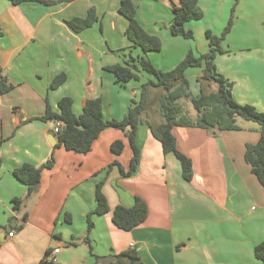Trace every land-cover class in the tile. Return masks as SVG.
Returning <instances> with one entry per match:
<instances>
[{"label": "crops", "instance_id": "obj_1", "mask_svg": "<svg viewBox=\"0 0 264 264\" xmlns=\"http://www.w3.org/2000/svg\"><path fill=\"white\" fill-rule=\"evenodd\" d=\"M121 1L69 0L48 6L0 0V139L4 141L0 234L5 239L0 264H112V256L132 250L143 264H262L254 250L264 241V188L245 160L246 146L260 139V126L239 120V130L218 135L203 128H173L177 149L193 164L190 182L184 180L176 156L164 154L149 126L140 125L138 170L124 177L118 166L112 168L103 186L110 211L93 216L92 252L82 242L87 216L96 207V185L114 161L129 169L130 142L125 132L107 129L90 152L69 151L56 147L51 123L38 118L48 104L58 112L59 101L70 97L76 116L87 100L101 98L105 119L121 120L132 100H140L142 85L131 84L142 81L146 73L140 74V81L121 85L105 70L124 64L129 55L146 56L126 36L128 20L119 13ZM131 1L140 24L162 40V51L166 46L172 51L169 63L156 67L171 71L194 49L170 31L173 5L179 0ZM198 1L204 16L188 22L186 29L203 37L204 43L199 53L192 51L197 56L209 51L206 32L220 36L235 6L232 31L222 43L225 53L218 54L215 64L218 73L233 83L238 103L264 112V0ZM90 9L96 11L98 22L74 32L67 22L87 17ZM197 71L196 80L202 75L201 69ZM62 73L67 81L52 89ZM160 94L152 89L151 102L159 101ZM117 140L125 145L120 155L111 150ZM52 154L55 165L42 171L37 194L15 211L13 200L26 198L27 187L13 171L24 164L40 167ZM136 197L146 202L148 217L124 231L113 223V211L117 206L132 207ZM20 224H24L21 230L14 229ZM73 242L77 245L67 247ZM56 249L60 250L56 262L46 261Z\"/></svg>", "mask_w": 264, "mask_h": 264}, {"label": "trees", "instance_id": "obj_2", "mask_svg": "<svg viewBox=\"0 0 264 264\" xmlns=\"http://www.w3.org/2000/svg\"><path fill=\"white\" fill-rule=\"evenodd\" d=\"M69 0H11L15 5L24 2H39L44 5H55L56 3ZM234 11L220 36L214 35L211 31L206 32L209 44V51L197 56L193 51L171 71L158 69L146 56L133 57L129 55L124 64L106 66L105 70L111 72L121 85L131 81H140L141 73L153 77L141 86V97L139 101L132 100V104L125 117L121 120H107L103 114V101L101 98L87 100L83 112L76 116L73 111V99L64 97L59 101L58 112L53 111L48 104L45 114L38 118L43 122L60 124L59 132L52 133L57 140L56 147H64L69 151L88 153L100 134L107 129H118L125 132L128 138L133 156L130 167L125 170L118 161L111 163L104 171L105 177L95 188L96 207L87 216V235L83 239L89 251L92 252L90 234L94 228L93 216H103L110 211L106 195L103 193V186L114 166H118L124 177L132 176L140 165L141 149L137 144L138 128L143 123L142 117L148 114L150 108V91L156 89L161 91L159 95V113L162 122L152 124L146 120L152 135L161 143L164 154H174L180 161L182 174L185 181L193 179V164L190 158L177 149L176 138L173 128L177 126L203 128L213 135L228 130H239L238 120L256 123L260 126V139L256 144L246 146L245 160L251 166L252 173L258 178L264 188V112L256 109L250 104L238 103L232 94L233 83L218 73L215 64L216 56L225 53L222 43L231 33L234 25ZM119 13L128 20L126 36L134 47L142 50L144 55L150 52H160L163 48L162 40L155 35L149 34L137 19V8L131 0H122ZM204 16L198 0H179L178 5H173V18L170 31L173 36H181L185 39H194V32L186 29L190 21L201 20ZM98 22L94 9H90L87 17L74 18L67 22L68 26L76 33L92 27ZM202 70V75L197 78L201 84L200 94L194 96L187 72L190 69ZM67 81V75L62 73L55 77L51 87L56 89ZM215 82L218 85L216 91L205 92L202 84ZM191 100L196 115L190 117L179 103L181 100ZM3 140L0 139V169L2 167L1 148ZM124 142L117 140L112 143L111 150L116 155L124 152ZM55 165L54 155L40 167L24 164L13 171L14 177L26 185V198H15L13 200L14 210L18 211L25 200L37 194L44 169H52ZM148 217V206L146 202L136 197L134 205L130 208L117 206L113 211V223L124 231H131L141 225ZM28 214H25L23 221H27ZM24 224L14 227L17 231L23 228ZM76 242L68 244L67 247L76 246ZM2 243L0 242V247ZM255 257L264 264V241L258 244L254 250ZM50 254H47L46 261L49 262ZM112 264H143L137 251L132 250L111 257Z\"/></svg>", "mask_w": 264, "mask_h": 264}, {"label": "rangeland", "instance_id": "obj_3", "mask_svg": "<svg viewBox=\"0 0 264 264\" xmlns=\"http://www.w3.org/2000/svg\"><path fill=\"white\" fill-rule=\"evenodd\" d=\"M232 14V12H231ZM234 16H235V11H234ZM231 17V16H230ZM230 19V18H229ZM234 20H235V17H234ZM183 38V37H182ZM181 40H184V42H186L187 44H190V46L194 47V52L195 53H199L201 50H202V45L204 43V39L203 37L201 38H196L195 34H194V39H181ZM163 49V48H162ZM191 50V51H192ZM172 51L171 49L166 48L160 52V53H148L146 55V57L148 59L151 60V62L156 66L157 64L156 63H160V64H166V63H169L168 61L172 59ZM218 56V55H217ZM216 56V58H217ZM176 61L175 59L172 60L171 62H174ZM181 62V61H180ZM160 69V68H158ZM198 69H190L188 72H187V76L189 78V81H190V85H191V91L193 93L194 96H197L200 94V89H201V84L199 86V84L197 83V80H196V72ZM144 79H142V81L140 82H133L131 85L134 86V87H138V86H141L142 83H146L149 79H152V77L150 75H147V74H143V77ZM202 88L204 89L205 92H211V91H216L218 89V85L215 83V82H205L204 84H202ZM130 89H128V93H130ZM154 101V102H153ZM150 104V108L148 110V114L147 115H144L142 117V121L143 123L141 124L142 126L144 125H147L146 124V120L151 122L152 124H159L162 122V117L160 116V113H159V101H156L153 100ZM181 104V106L184 108V111L186 112V114L190 117H193L196 115V111L191 103V100H187V99H183L179 102ZM160 119V120H158ZM240 122H242L243 120L239 119ZM85 248V247H84ZM64 249H67V248H64ZM69 249V248H68ZM81 249V248H79ZM87 250V248L85 249Z\"/></svg>", "mask_w": 264, "mask_h": 264}, {"label": "built area", "instance_id": "obj_4", "mask_svg": "<svg viewBox=\"0 0 264 264\" xmlns=\"http://www.w3.org/2000/svg\"><path fill=\"white\" fill-rule=\"evenodd\" d=\"M2 81V73H1V71H0V82ZM60 124H57V125H55L54 124V129H55V132L57 133V132H59V129H60ZM14 235H15V233L14 232H11L10 234H9V236H10V238H12V237H14ZM59 249H56V250H54V252H53V254H51L50 256H49V261L50 262H52V263H55L56 262V259H55V254H57V253H59Z\"/></svg>", "mask_w": 264, "mask_h": 264}, {"label": "water", "instance_id": "obj_5", "mask_svg": "<svg viewBox=\"0 0 264 264\" xmlns=\"http://www.w3.org/2000/svg\"><path fill=\"white\" fill-rule=\"evenodd\" d=\"M51 128H54V123H51ZM51 139H52L53 143H56V139H55L53 136H51ZM51 143H52V142H51ZM53 143H52V144H53ZM3 241H5V239H4V235L1 236V234H0V242H3Z\"/></svg>", "mask_w": 264, "mask_h": 264}]
</instances>
